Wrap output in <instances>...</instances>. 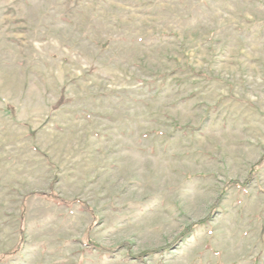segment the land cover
I'll list each match as a JSON object with an SVG mask.
<instances>
[{"label": "rangeland", "instance_id": "374dc122", "mask_svg": "<svg viewBox=\"0 0 264 264\" xmlns=\"http://www.w3.org/2000/svg\"><path fill=\"white\" fill-rule=\"evenodd\" d=\"M263 158L264 0H0V264H264Z\"/></svg>", "mask_w": 264, "mask_h": 264}, {"label": "trees", "instance_id": "16d2710c", "mask_svg": "<svg viewBox=\"0 0 264 264\" xmlns=\"http://www.w3.org/2000/svg\"><path fill=\"white\" fill-rule=\"evenodd\" d=\"M235 183H237V182H235ZM41 195H43L45 197H52L54 200H56L58 203H61V204H70V203L74 202V201L64 200L63 198H60V197H58L56 195H53L51 193H46V194L42 193ZM81 205H82L83 208L88 209V206H87L86 202H81ZM170 246H172V245L170 244V245H168V246H166L164 248H161L160 250H166V249L170 248Z\"/></svg>", "mask_w": 264, "mask_h": 264}]
</instances>
